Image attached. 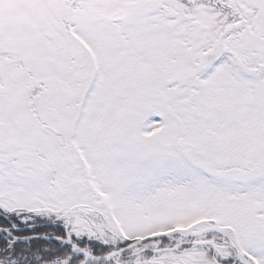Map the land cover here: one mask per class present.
Returning <instances> with one entry per match:
<instances>
[{
    "label": "snow or ice",
    "instance_id": "obj_1",
    "mask_svg": "<svg viewBox=\"0 0 264 264\" xmlns=\"http://www.w3.org/2000/svg\"><path fill=\"white\" fill-rule=\"evenodd\" d=\"M0 264H264V0H0Z\"/></svg>",
    "mask_w": 264,
    "mask_h": 264
}]
</instances>
